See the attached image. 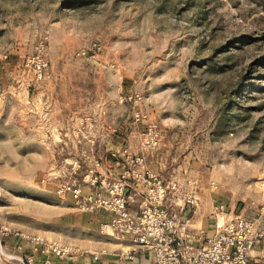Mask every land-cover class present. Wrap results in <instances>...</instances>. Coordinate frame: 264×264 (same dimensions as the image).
Listing matches in <instances>:
<instances>
[{
	"label": "rangeland",
	"instance_id": "rangeland-1",
	"mask_svg": "<svg viewBox=\"0 0 264 264\" xmlns=\"http://www.w3.org/2000/svg\"><path fill=\"white\" fill-rule=\"evenodd\" d=\"M0 65L5 80L28 84L29 97H87L95 103L87 113L123 119L134 156L145 158L140 134L157 124L175 177L198 196L203 189L211 209L224 204L254 222L260 258L264 0H0ZM26 135L12 131V152L0 150L1 220L36 213L38 201L46 217L52 203L67 204L55 191L68 170ZM176 202L166 206L178 217L173 208L185 205Z\"/></svg>",
	"mask_w": 264,
	"mask_h": 264
},
{
	"label": "crops",
	"instance_id": "crops-1",
	"mask_svg": "<svg viewBox=\"0 0 264 264\" xmlns=\"http://www.w3.org/2000/svg\"><path fill=\"white\" fill-rule=\"evenodd\" d=\"M1 69L0 67V150L3 152H12L13 145L8 140L12 131L25 137L27 133L35 136L46 149L55 154L53 167L71 170L73 163H80L79 170L71 180L81 188L85 196L107 197L108 186L125 176L127 171L143 174L141 178H127L134 187L129 203V209L133 213L139 212L144 206L145 198L141 193L145 189L144 177L147 172L158 170L165 183L176 178L173 150L169 141L159 150L147 153L144 166L131 162L130 158L136 157L132 153L138 152L136 135L125 131L123 119L116 120L117 123L112 125L107 116L87 113L88 106L95 105L87 97L61 100L54 92L47 97H29L28 84L26 86L21 82L14 86V82L5 80ZM126 138L128 145L125 144ZM126 150L129 157L126 156ZM178 168L181 169L180 166ZM202 186L203 184L201 188ZM170 199L182 205L177 194L171 191L166 204ZM199 199L197 207L190 209L177 206L173 210L179 218L190 219L192 232L202 229L211 237L216 224L215 204H212V209L208 207L210 198L203 189L199 192ZM39 200H43L42 197ZM64 200H67V204L52 203L48 210L52 215L47 217L39 213L45 210V204L39 201L34 203L37 212L21 210L18 222H12L5 215L0 219V229L9 227L48 241L71 245L77 250L76 255L60 259L51 253L33 250L31 243L25 239L9 236L2 239L1 249L23 260L11 261L9 264L153 263L152 251L121 240L110 229L103 227L109 220L107 213L86 212L71 197ZM128 254L132 257H128ZM253 254L260 253L255 250ZM31 257L33 262L29 263L27 258Z\"/></svg>",
	"mask_w": 264,
	"mask_h": 264
},
{
	"label": "built area",
	"instance_id": "built-area-1",
	"mask_svg": "<svg viewBox=\"0 0 264 264\" xmlns=\"http://www.w3.org/2000/svg\"><path fill=\"white\" fill-rule=\"evenodd\" d=\"M39 73V78H42L41 71ZM142 119L139 114L135 115L137 122ZM140 136L143 143L138 149L142 154L156 151L164 138L161 128L155 123ZM125 153L130 156L128 150ZM130 161L141 166L145 163L144 157L139 156L130 158ZM79 168L80 163L75 162L71 170L63 172L67 179L57 186L56 195L71 197L86 212L107 213L109 220L103 227L110 229L121 240L152 251V264H264V251L257 260L253 254L262 238L255 223L242 215L230 214L226 205L217 204L215 207L216 224L211 237L202 229L192 232L188 217L179 218L172 214L166 206L170 191L177 194L187 208L199 205L200 199L193 185L186 187L179 178L165 183L158 170H151L144 177L145 189L141 193L145 198L144 206L133 213L129 203L134 187L127 178H141L143 174L127 171L125 176L108 186L107 197H94L83 195L81 188L71 180ZM212 186L216 187L214 183ZM9 236L25 239L31 243L33 250L51 253L60 259L71 258L77 252L71 245L3 227L0 229V264L16 260L23 262L1 249L2 239ZM127 256L132 257L131 254ZM27 261L31 263L33 258H27Z\"/></svg>",
	"mask_w": 264,
	"mask_h": 264
}]
</instances>
